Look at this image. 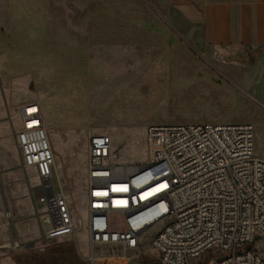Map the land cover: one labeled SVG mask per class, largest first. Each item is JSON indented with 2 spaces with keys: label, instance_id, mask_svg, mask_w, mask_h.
<instances>
[{
  "label": "rangeland",
  "instance_id": "374dc122",
  "mask_svg": "<svg viewBox=\"0 0 264 264\" xmlns=\"http://www.w3.org/2000/svg\"><path fill=\"white\" fill-rule=\"evenodd\" d=\"M251 55L202 43L172 0H0V264H91V137L110 138L108 164L138 166L148 159L150 126L247 123L264 159V68ZM32 103L54 154L52 185L77 223L53 242L43 239L45 204L35 203L39 181L22 167L12 119ZM154 232L135 252L99 246L93 256L154 261ZM256 247L264 252V241Z\"/></svg>",
  "mask_w": 264,
  "mask_h": 264
},
{
  "label": "built area",
  "instance_id": "2783aa9c",
  "mask_svg": "<svg viewBox=\"0 0 264 264\" xmlns=\"http://www.w3.org/2000/svg\"><path fill=\"white\" fill-rule=\"evenodd\" d=\"M12 119L19 125L22 167L35 173L36 200L45 204L43 239L70 236L77 223L67 196L52 185L54 154L42 110L32 103L17 108ZM146 145L144 165H110V138L89 139L91 264L122 261L97 259L94 250L119 246L135 252L153 228L148 247L158 264H264L256 247L257 239L264 241V159L254 153L252 125L150 126Z\"/></svg>",
  "mask_w": 264,
  "mask_h": 264
},
{
  "label": "crops",
  "instance_id": "0c3cea01",
  "mask_svg": "<svg viewBox=\"0 0 264 264\" xmlns=\"http://www.w3.org/2000/svg\"><path fill=\"white\" fill-rule=\"evenodd\" d=\"M172 1L183 20L198 32L200 41L205 45L249 53L264 48V0ZM256 61L264 68V52L258 55ZM261 78L264 80V69ZM0 199L6 211L7 204L2 193ZM34 199L39 204L36 194Z\"/></svg>",
  "mask_w": 264,
  "mask_h": 264
},
{
  "label": "trees",
  "instance_id": "16d2710c",
  "mask_svg": "<svg viewBox=\"0 0 264 264\" xmlns=\"http://www.w3.org/2000/svg\"><path fill=\"white\" fill-rule=\"evenodd\" d=\"M261 52H264V48H260V49L256 50L255 52L251 53L252 55H251L250 63H251V61H253L255 58H257L258 55H259ZM144 264H158V263L156 262V260H154V261H147V262H145Z\"/></svg>",
  "mask_w": 264,
  "mask_h": 264
},
{
  "label": "bare ground",
  "instance_id": "6f19581e",
  "mask_svg": "<svg viewBox=\"0 0 264 264\" xmlns=\"http://www.w3.org/2000/svg\"><path fill=\"white\" fill-rule=\"evenodd\" d=\"M109 154H110V152H109ZM54 167H55V164H54ZM153 191H154V190L149 191L148 193H146V195L151 194Z\"/></svg>",
  "mask_w": 264,
  "mask_h": 264
}]
</instances>
